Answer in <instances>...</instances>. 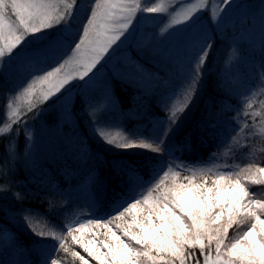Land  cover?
<instances>
[{
    "label": "trees",
    "instance_id": "trees-1",
    "mask_svg": "<svg viewBox=\"0 0 264 264\" xmlns=\"http://www.w3.org/2000/svg\"><path fill=\"white\" fill-rule=\"evenodd\" d=\"M154 1L132 0L139 9L161 7L163 11H138L130 25L131 34L122 44L117 41L119 47L113 45L115 51L110 49V58L102 60L103 66H97L96 75L86 84L78 78L82 66H77L72 48L55 60L19 61L11 72L0 75V128L12 125L10 132H0V169L7 171V176L0 172L4 189L0 190V264H50L51 259L58 264H82L71 255L73 251L86 264H100L72 235L88 246V239L101 238L108 228L89 225L88 220L100 215L110 220L115 215L112 209L141 182L150 181L135 199L147 195L162 178L161 188L170 186L174 172L180 173L177 182L186 183L184 177L193 173L198 181L208 182L221 173L230 172L236 178L250 164L264 167V26L255 31L253 39L246 40L245 35L260 18L261 7L223 22L215 31L203 25L215 43L193 98L192 80L184 88L178 86L190 67L188 57L199 35L197 29L188 28L169 39L161 36L164 19L187 0H167L160 7ZM222 1H218L220 5ZM258 1L244 0L250 5ZM72 2L63 0L60 10ZM94 4L95 0H78L73 31L82 34ZM200 18L209 20L208 12ZM114 20L123 22L118 11ZM192 33L197 36L192 38ZM60 64H65L62 74L76 76L69 90L43 101L47 86L37 85L35 94L24 101L17 99V92L30 77ZM136 66L143 71L137 72ZM37 68L42 70L37 72ZM174 91L177 94L170 99L174 102L166 107L168 95ZM177 117L179 122L173 125L171 121ZM97 119L111 125L104 131L117 143L155 147L157 141L152 137L157 130L163 140L172 129L167 137L168 152L108 145L93 133ZM164 172L169 176L165 178ZM246 186L252 197L264 199L260 194L264 185L246 182ZM15 193L23 198L17 199ZM157 195L152 193L153 198ZM116 223L119 221L108 227L121 235ZM80 224L85 225L81 231L68 234L69 227ZM237 227L233 224L228 234ZM41 232L48 235L42 238ZM60 239L69 252L60 247Z\"/></svg>",
    "mask_w": 264,
    "mask_h": 264
},
{
    "label": "snow or ice",
    "instance_id": "snow-or-ice-1",
    "mask_svg": "<svg viewBox=\"0 0 264 264\" xmlns=\"http://www.w3.org/2000/svg\"><path fill=\"white\" fill-rule=\"evenodd\" d=\"M61 2L63 0H0V75L19 61L43 59L46 62L49 57L55 60L72 48L73 57H79L76 60L77 66H82V70L78 71V78L86 84L96 75V71L99 70L97 66H103L102 60L110 58V49L115 51L113 45L119 47L117 41L122 44L131 34L130 25L134 24L133 18L137 16L138 11L148 13L163 11L162 8L155 7L139 9V5H134L132 0H95L81 34L72 30V24L76 21L79 11L78 0L66 4L64 11L59 8ZM223 5L226 7L211 14L213 31L222 26L224 14L229 9L241 7L235 4L234 0H223ZM117 11L123 22L114 20ZM201 14L199 9L192 8L181 21L175 22L180 27L170 26L171 30L167 33L171 36L188 28L197 29L199 33L191 44L188 57L190 67L185 70L186 75L178 86L184 88L188 81L192 80L195 83L193 98L194 93L199 90L204 65L215 43L214 37L208 35V29L199 24ZM11 16H14L15 20L11 19ZM260 22L264 23V4L261 5ZM76 36H79L78 42L75 40ZM64 67L65 64H60L59 67L37 76L35 80L27 83L23 92L32 96L36 93L37 85L41 88L46 85L47 88L42 94L43 101L58 98L57 94H62V90H69L70 81L76 79L75 75L62 74ZM41 70L36 69L37 72ZM135 70L143 71L140 66H136ZM176 94L175 91L170 93L168 99ZM187 106L180 110L181 114ZM171 122L173 125L177 124L179 117ZM94 124L96 127L93 128V133L115 148L140 147L157 153L168 152L167 137L172 129L168 130L163 140L159 138L157 130L156 136L152 137L157 141L153 147L149 143H117L104 131L105 127H111L110 124L101 119L94 121ZM11 127L12 125L0 128V132H10ZM0 172L7 176V171L0 169ZM232 175L230 172L221 173L212 180V186L208 187L206 182L198 181L195 173L184 177L186 183L177 182L180 173L174 172L171 174L170 186L161 188L164 184L162 178L154 188L148 190L147 195H142L139 199L133 198L134 190H130L126 199L112 209L115 215L110 220H105L103 215L88 220L89 225L108 228L104 233L107 238L104 247L108 251L103 254L72 235L74 231H81L85 227L84 224L75 229L69 227L68 234L72 235L73 241L79 243L88 256L94 257L100 264H177V262L188 264L190 260L200 264L195 257L197 248L203 257V264H264V228L259 227L264 225V201L253 199L246 186V182L264 185V167L250 164L235 174L236 179L233 180ZM163 176L166 178L169 173L164 172ZM149 182L143 181L138 186ZM221 188H231L233 193L223 202L217 195L218 189ZM0 190H4L3 186H0ZM154 191L159 193L155 198L152 196ZM208 193H211L210 200L206 198ZM14 195L17 199L23 198L19 193ZM124 203L126 206H122ZM126 216L131 219L126 220ZM116 221H121L116 223V228L122 235L108 227ZM233 224L250 226L242 235L227 243V232ZM153 234L155 239L152 238ZM38 235L44 238L48 234L41 232ZM124 237L128 239L125 240ZM60 247L64 252H69L64 239H60ZM189 249L191 251H188ZM52 251H55L54 246ZM71 255L78 257L82 264H86L85 258L78 252L73 251ZM50 264H58V261L51 259Z\"/></svg>",
    "mask_w": 264,
    "mask_h": 264
},
{
    "label": "rangeland",
    "instance_id": "rangeland-1",
    "mask_svg": "<svg viewBox=\"0 0 264 264\" xmlns=\"http://www.w3.org/2000/svg\"><path fill=\"white\" fill-rule=\"evenodd\" d=\"M166 1L167 0H155L154 2H159L158 6L160 7V6H164L167 3ZM218 1L219 0H212V3L208 2L207 0H187V1H182L177 6V10L174 9V12L172 13L173 16H169V17H166V19H164V22L161 25V30H162L161 31L162 32L161 36L163 37V39L166 38V37H167V39H169L170 36H168L167 33L171 30L170 26L180 27V25L175 24V22L181 21L183 19V16L186 13H188L192 8L199 9L202 14H203L204 11H207L209 20L208 19L205 20L204 18L203 19L200 18L199 19V24L200 25H205V26H207L210 29H211V27L214 28V25L212 24L211 19H210L212 12L213 11H220L221 8L226 7V6L223 5V1H222L221 5L219 4ZM234 3L235 4L237 3L238 5H241V7L238 8V9L234 8V7L229 9L228 12L224 14L225 15L224 22L229 21L230 19L238 17V16H245L247 14H250L253 10L256 9L257 6L261 7V5L264 4V0H260V1L257 2V4H254V5L247 4V3L244 2V0H234ZM263 26H264V23L260 22V18L257 19L255 24L253 23V25L250 28V31L252 33H250V31H246L245 32V33H247V34H245L246 35V40H249L250 38L253 39V35H254L255 31L261 29ZM215 29H217V28H215ZM176 33H178V32H176ZM191 36H192V38H194L195 36H197V34L196 33H192ZM77 58L79 59V57H77ZM17 63H15L12 68H10V69H8L6 71L7 72H11L16 67ZM40 75H43V74H40ZM37 76H39V75H33L32 77H30L28 82H31L32 80H35ZM26 86H27V84H25L21 89H19V91L16 94L17 99H19L21 101H24V100H26L29 97V95H27L26 93L23 92V88L26 87ZM18 93H19V95H18ZM171 101L174 102V99H172V100L169 99V102L166 105L170 106ZM234 179H236V178H233V180ZM201 182H205V181H201ZM221 183H223V181H221ZM147 185H149V183L148 184H144L143 186L135 187L133 189L134 190L133 196H139L140 194H142V192L145 189L144 187L147 186ZM206 186L211 187L212 186V180L206 182ZM232 194L233 193H232V189L231 188H221V189H218V192H217V195H218L219 199L221 200V202H223L224 200L228 199ZM260 194H264V190H262ZM206 198L208 200H210L211 199V193L206 194ZM252 198L256 199V200L264 201V199H260V198H256V197H252ZM185 206H190V205H185ZM125 219L126 220H130L131 217H127L126 216ZM120 222L121 221H119V223ZM249 226L250 225H248V224L240 225V226L237 227V230L235 229L232 233L228 234V232H227L226 242L230 243L234 238H237L238 235H242V233L244 231H247ZM259 227L264 228V225H259ZM138 231H139V229H138ZM101 234H100L101 236H99L101 238H99V239L96 238L97 240H95V241L92 240V238H90V239H88V241L90 242L89 243V247L90 248H93V250L98 251L100 254H103L104 252L108 251V249L104 247V244L107 243V238L104 236V233H101ZM118 235H120V234H118ZM152 238L155 239V235L154 234H153ZM124 239L127 240L128 238L124 237ZM101 241H103L104 243H101ZM132 243L134 244V242H132ZM137 247H139V246L137 245ZM241 247L243 248V246H241ZM197 250H198L199 256H200L199 258L197 257ZM214 253H215V248L213 246V254ZM195 257H196L197 260L200 261V264H203V257L201 256L200 251H199L198 248L195 250ZM89 262H90L89 264H92L91 261H89ZM177 264H178V262H177ZM188 264H195V261L193 262V261L190 260L188 262Z\"/></svg>",
    "mask_w": 264,
    "mask_h": 264
}]
</instances>
